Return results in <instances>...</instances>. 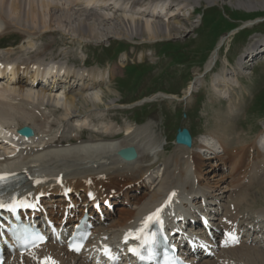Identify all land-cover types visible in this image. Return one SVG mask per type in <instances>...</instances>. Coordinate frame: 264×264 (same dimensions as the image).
I'll list each match as a JSON object with an SVG mask.
<instances>
[{
	"label": "bare ground",
	"instance_id": "1",
	"mask_svg": "<svg viewBox=\"0 0 264 264\" xmlns=\"http://www.w3.org/2000/svg\"><path fill=\"white\" fill-rule=\"evenodd\" d=\"M154 1H161L157 3L163 5L160 8H154L148 3L129 9L126 6L124 8L127 10L124 13L125 16L113 18L108 16V11V14L105 12V15H92L88 11L90 6L106 9L111 4L109 0H0V29L3 26L7 30L19 28L30 39L37 33L69 27L70 32L80 38L83 43L95 41L96 44H102L110 38H125L132 43L135 42L134 37L142 38V42L166 41L170 38H180L182 34L188 32L181 27L182 23L172 20L183 10L180 4L176 5L182 10L179 7L176 10L172 9L175 7L173 3H179V0ZM204 1L212 7L223 0ZM262 1L264 0H232L231 2L237 9H247L253 5L261 4ZM136 2L138 1L136 0ZM114 4L116 7L118 6L116 3ZM165 4H170L168 6L172 12L170 16H168L169 11L164 7ZM90 9L92 10V8ZM159 19L162 20L158 21ZM110 25H112L111 28L106 27ZM28 45H32V40H28ZM220 46L221 44L219 48ZM262 46L263 49L259 53H256L254 45L250 47L249 56L251 55V58L248 65L255 58L264 54V44L260 48ZM36 52L37 50L32 51V53ZM217 58L218 52L216 51L206 65L207 71L212 72ZM140 59H144V56L139 57L138 61ZM121 60L124 62L126 56L123 55ZM50 62L47 64L43 60H37L35 64L26 67L19 66L14 61L0 64V76L8 79L6 85L1 84L5 79H0L1 127L15 133L17 129L23 126H30L36 132V136L32 139L18 138L16 140L9 137L7 131H2L5 142L13 145L16 149L22 148V146L23 148L27 147L13 159L0 155V177L18 176L22 178L20 186L15 191L0 197V204L11 202L14 198L36 200L39 195H43L40 200L42 206L56 207L55 210H51V216L59 222L65 210L71 205L79 207V210L75 212L76 214L85 209L92 212V206L98 203L101 206L105 204L115 207L118 205V200L122 199L121 206L125 205V207L115 208L113 211L106 210L108 220L115 222L112 227L108 230L100 227L94 230L93 241L89 243V247L94 249L102 247L105 241L116 244L117 240L120 243L121 239L125 237H122L120 241L117 238H120L125 231L136 224L142 227L149 211L156 206H161L170 194L174 195L175 201H180L178 211L181 215L178 217L185 219L189 215L190 203L197 200L195 197L199 195V191H201L200 199H202H199L200 202L210 205V207L215 206V202L218 201L216 198L227 192V185L223 187L224 181L215 183L207 181L203 171L206 166L203 157L197 154L191 155L193 148L184 149L177 146L175 154L164 160L161 165L164 166L162 170H165V173L156 190L141 196L132 195L133 192H136L135 186L143 182L144 172L154 168L157 163L153 162H156L155 160L160 156L161 150L165 151L163 144L160 143L159 137L156 135V123L153 121L135 131L132 130V132L131 129H128L131 134L124 139L119 138L116 127L110 124V127L114 128L111 131L117 135H110L107 133V127L103 126V133L105 134L102 139L83 141L80 137H75L76 142L71 144H65V141L57 142L58 127L55 124L56 119H53L54 112L60 110L63 120H68L70 123L83 121L84 124H89L93 122L91 120L92 115L97 116L98 112L104 110L103 122L107 125L105 119L107 112L118 106L115 103L116 98H114L118 93L110 88V81L107 80L108 73L105 71L99 69L86 70L85 68L77 70L65 63L53 60ZM112 71L113 75L117 74L116 67ZM223 72L220 85H225L224 90L234 92L232 81L228 78L229 74L227 75L224 70ZM19 74L29 76L31 81H20V78L16 77ZM201 78V74L195 75V81L189 84L183 98L191 96L197 90L201 85ZM38 79L45 83L51 80L53 84L47 89L41 86L38 88ZM59 81L66 85L63 92H59L60 88L56 86ZM22 87L27 89H22ZM103 87L106 90H103ZM165 97L171 100L178 99L177 96ZM46 100L47 107L44 106ZM132 105L130 107L124 105L125 107L122 108L130 109L141 104ZM50 108L54 109L52 113ZM100 121L102 118H100L98 126H102ZM81 129H74V132L77 131L78 133ZM101 136L103 137V135ZM221 143L224 148H227L228 144L224 135ZM202 144L199 145L200 152H203V155L210 154L204 142ZM128 147H133L138 152V159L135 162H122L117 155L118 151ZM258 147L263 148L262 142L258 143ZM248 151L250 150L242 146L234 151L236 155L232 151L225 152L224 156L217 155L214 158L216 160L215 167L231 163L232 170L238 171L248 158ZM256 154L260 156L261 153L256 151ZM262 158L264 159V154ZM260 191L264 194V188ZM65 193L70 194L69 200L65 198ZM218 193L220 195L217 196ZM89 194L93 196V202L88 201ZM222 200L223 198L220 202ZM245 200H247V195H242L239 200L230 202L229 207L225 205L223 207L220 204L228 220V224L224 227H231L230 225H232L238 228V224H241L240 226H244V228H256V225H251L246 218L241 219L238 216L239 208ZM232 203L233 207L230 211ZM256 214V217L264 220V210H260ZM75 219L76 215L72 221ZM252 250L255 249L248 248V240L246 239L239 247L223 250L221 252L225 255L223 261L203 259L199 264H231V262L239 264L243 257L246 259L251 255ZM126 255L125 252L122 256ZM230 255H234L233 260L227 258ZM91 256V253L75 256L69 254L64 247L49 243L28 254L22 260L23 262L19 260L18 264H40L46 259L55 261L56 264H93V261L90 260Z\"/></svg>",
	"mask_w": 264,
	"mask_h": 264
},
{
	"label": "rangeland",
	"instance_id": "2",
	"mask_svg": "<svg viewBox=\"0 0 264 264\" xmlns=\"http://www.w3.org/2000/svg\"><path fill=\"white\" fill-rule=\"evenodd\" d=\"M117 1H119L120 7L134 4L132 8L138 5L161 2L154 0ZM231 1L223 0L218 5L210 7L204 0H179V3L176 2L175 4L182 6L183 10L181 9L180 14L183 16H177L172 20L182 23L181 27L188 32L182 34L180 38H170L166 41L142 42V38L134 37L135 43L125 38H110L103 44L100 43L101 45L96 44L95 41L83 43L80 38L70 32L69 27L37 33L28 39L19 28L7 30L3 26L0 29V62L15 61L18 65L26 66L35 63L39 58H44L45 62L51 59L68 62V65H74L77 69H82L85 62L86 67L89 68L86 70L98 68V63L100 65L110 63L112 66L106 65L105 70L109 71L111 67L118 66L120 67L119 71H121L122 64L118 63L120 56L116 61V57L121 51H127V54L134 59L135 64V59L139 54L146 55V57L149 54L150 57L144 59L145 65H128L123 71V76L119 77L120 74L115 76L118 77L116 82L113 81V78L110 85V88L118 93L114 96L115 102L121 105H129L130 107L133 106L131 105L134 104L133 102L142 104L141 101L145 99L149 101L131 109H121L120 106L113 107L108 116V119L118 123V129L121 130L122 137L125 138L131 134L132 130L135 131L150 121L156 123L155 132L160 143L165 146V151L160 149L161 154L155 160L157 162H153L157 163V166L153 168L154 170L151 169L146 172L144 182L136 187L138 192L134 194L141 196L148 192H154L160 184L164 173L161 164L175 154L177 150L174 140L178 129L190 130L196 140L203 135L205 138L202 137L201 142H204L207 151L209 153L216 152L223 156V145L221 144L223 135L228 140V150L232 151L240 145L238 144L240 142L241 145L244 144L254 149L255 141L262 134L264 128V60L259 58L261 59L260 62L247 69H241V65L244 66L243 63L247 62L245 61L247 49L252 45L264 44V1L247 9H237ZM88 9L92 15H105V12L107 14L109 12L108 16L113 18L125 16V12L120 11H105L100 8ZM193 10L195 13H192ZM106 27L111 28L112 25ZM28 40H32V45H28ZM31 49H37V52L32 53L34 50ZM216 51L218 58L213 72L201 79V85L190 98L180 102L179 99L185 96L186 89L193 82L195 75H202L205 72L208 61ZM223 70L227 72V75L229 74L234 92L224 90L225 85H220L224 75ZM141 79L143 80L141 81ZM23 81L28 82L27 80ZM1 84L6 85V82ZM62 86L64 87V85H60V87ZM22 89L27 88L22 87ZM103 90L106 88L104 87ZM167 93L177 96L178 99H165L166 97L164 98L163 95ZM44 102V106L47 107V100ZM53 110L50 108L51 113ZM104 112V110L98 112L95 117L102 118L100 124L107 127V133L117 135L111 131L114 130L110 127L113 122L108 121L107 125L103 122ZM61 114L60 110L54 112L55 119L62 121ZM92 119L95 123L98 122L96 118ZM57 125L61 128L64 126L65 129L70 127L67 122ZM223 126H225L224 131ZM91 129L92 127L83 132L82 137L84 139L91 136ZM128 129H131V132H128ZM101 134L103 137L99 135L101 138L96 136L92 139L104 138L105 133L102 132ZM70 136L68 133L66 140H69ZM199 145L196 143L191 155L197 154L203 157L198 153ZM262 147L261 149H264L263 142ZM229 151L227 152L229 153ZM14 152L9 146H0V154L2 155L12 156ZM233 154L236 155L235 152ZM215 162V159L207 160L203 171L207 181L215 183L222 180L225 182L223 187L227 185L230 188V190L228 189L230 192L226 194L228 198L223 199L222 205H226L231 199L241 196L243 191L241 187L243 186L244 191L247 192L243 193L247 195V202H244L241 211L248 214L249 211L264 209V194L260 191L264 188L263 166H256V171L259 173L253 180H248L249 169L243 170L244 172L237 176L230 166L215 167ZM246 165L250 168L249 161ZM246 168L245 166L243 169ZM194 205L196 208L199 207L197 204ZM213 208L215 212L220 210L218 206ZM112 222L113 220H109L103 228L108 229L112 226ZM218 224L219 222L216 223V225ZM252 251L255 252V250ZM257 251L251 253L246 259L243 257L241 259L242 264H264V249Z\"/></svg>",
	"mask_w": 264,
	"mask_h": 264
},
{
	"label": "water",
	"instance_id": "3",
	"mask_svg": "<svg viewBox=\"0 0 264 264\" xmlns=\"http://www.w3.org/2000/svg\"><path fill=\"white\" fill-rule=\"evenodd\" d=\"M20 134L24 135V136H30L33 135L32 131L28 128H24L23 130L20 131ZM177 143H183L188 145L189 147L191 146V138L189 133L184 130L183 132L179 131L177 139H176ZM123 156L127 159H132L135 158V152L134 150H125L122 152Z\"/></svg>",
	"mask_w": 264,
	"mask_h": 264
},
{
	"label": "snow or ice",
	"instance_id": "4",
	"mask_svg": "<svg viewBox=\"0 0 264 264\" xmlns=\"http://www.w3.org/2000/svg\"><path fill=\"white\" fill-rule=\"evenodd\" d=\"M0 179H3V178H2V177H0ZM0 207H3V205H2V204H0ZM159 211H160V210L158 209V210H157V213H159ZM157 218H158V216H157ZM148 219H149V220H152V219H153V217H149ZM133 251H134V250H133Z\"/></svg>",
	"mask_w": 264,
	"mask_h": 264
}]
</instances>
